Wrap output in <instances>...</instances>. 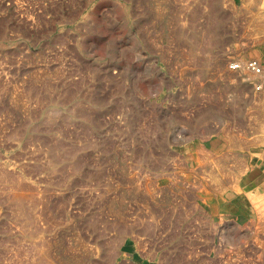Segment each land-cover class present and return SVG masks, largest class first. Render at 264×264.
<instances>
[{
	"label": "rangeland",
	"instance_id": "obj_1",
	"mask_svg": "<svg viewBox=\"0 0 264 264\" xmlns=\"http://www.w3.org/2000/svg\"><path fill=\"white\" fill-rule=\"evenodd\" d=\"M253 2L0 0V264H264Z\"/></svg>",
	"mask_w": 264,
	"mask_h": 264
},
{
	"label": "bare ground",
	"instance_id": "obj_2",
	"mask_svg": "<svg viewBox=\"0 0 264 264\" xmlns=\"http://www.w3.org/2000/svg\"><path fill=\"white\" fill-rule=\"evenodd\" d=\"M245 1H247V0H245ZM249 1V0H248ZM258 5H259V8H260V12H258L257 13V18H258V25H256L254 28H256V30H261V29H264V10H262L261 8H264V3H263V1L262 0H254V2H253V5L251 6L253 9L257 6L258 7ZM261 33V32H260ZM258 41H260V40H258ZM256 43V42H255ZM264 43V42H263ZM242 49V48H241ZM247 50H244V52H241V51H239V52H236L237 53V55L235 56L236 58H234V59H236V60H238L239 61V63H240V66H239V68H240V70L241 71H243V73L244 74H246L248 77H249V79H251V80H253L254 82L256 81V80H259V78H260V80H264V79H262V78H264V66H262L263 67V71L261 72V70H259V72H261V73H251L250 71H249V67H251L250 66V64H249V61H247L248 59H249V57H250V55H251V53H253L254 52V50L256 49V45H254V46H251V47H247L246 48ZM258 54V53H257ZM259 54H261V53H259ZM235 55V54H234ZM234 55H232V56H234ZM262 55V54H261ZM261 55H260V58H261ZM264 55V54H263ZM233 59V60H234ZM264 61V59H261V61ZM264 64V63H263ZM225 69H226V67H225ZM263 82V81H262ZM196 150V149H195ZM257 162V161H256ZM256 167V166H255ZM262 169H263V177H264V164L262 165V167H261ZM211 177V176H210ZM213 177V176H212ZM245 177V176H244ZM240 179V178H239ZM239 181V180H238ZM240 183V182H239ZM248 186V185H247ZM246 186V187H247ZM235 188V187H234ZM249 188V187H248ZM232 190V189H231ZM231 190H227L226 189V191L225 192H222L220 195V197H215V198H212V197H208V196H206V199H205V203L207 204V205H210L211 207H213L214 209H218V207H219V200L220 201H222L223 202V204H226L227 206H228V210H229V213H232V214H235V215H239V216H241V215H247V216H249V217H252L253 215H254V208H257V207H255L256 206V202H259V201H256L255 202V199H256V197L254 198L251 194H249V195H242V194H237V193H234L233 191H231ZM237 189L235 188V191H236ZM239 190V189H238ZM237 190V191H238ZM241 190V189H240ZM239 190V191H240ZM243 190V189H242ZM244 190H245V188H244ZM247 190V189H246ZM254 191V190H253ZM247 192V191H246ZM245 192V193H246ZM244 193V194H245ZM254 193V192H253ZM259 194V193H258ZM263 194V193H262ZM255 195V194H254ZM261 195V194H260ZM259 197V196H258ZM261 197V196H260ZM264 198V197H263ZM203 199V200H204ZM261 199V198H260ZM259 200V199H258ZM264 200V199H263ZM263 202V201H262ZM262 202H261V204H262ZM260 204V205H261ZM258 206H259V204H258ZM261 207V206H260ZM260 209V208H259ZM262 210H263V208H262ZM259 211V210H258ZM260 211H261V209H260ZM259 211V212H260ZM257 212V211H256ZM264 212V211H263ZM256 214V213H255ZM261 214V213H260ZM255 216H257V215H255ZM262 216H263V214H262ZM264 218V217H263Z\"/></svg>",
	"mask_w": 264,
	"mask_h": 264
},
{
	"label": "built area",
	"instance_id": "obj_3",
	"mask_svg": "<svg viewBox=\"0 0 264 264\" xmlns=\"http://www.w3.org/2000/svg\"><path fill=\"white\" fill-rule=\"evenodd\" d=\"M252 66V65H251Z\"/></svg>",
	"mask_w": 264,
	"mask_h": 264
}]
</instances>
